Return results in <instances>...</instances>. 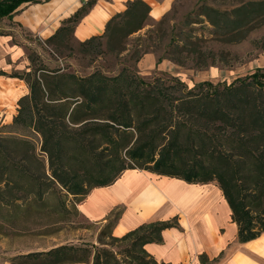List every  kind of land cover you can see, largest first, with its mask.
I'll return each instance as SVG.
<instances>
[{
	"label": "trees",
	"instance_id": "obj_1",
	"mask_svg": "<svg viewBox=\"0 0 264 264\" xmlns=\"http://www.w3.org/2000/svg\"><path fill=\"white\" fill-rule=\"evenodd\" d=\"M44 1L0 0V21L12 19L22 4ZM96 1L86 0L45 40L57 55L65 49L85 56L121 53L131 34L155 24L145 1L129 0L101 34L74 47L75 26ZM263 5L248 1L220 10L202 4L198 16L212 26L213 35L230 42L254 25ZM193 36L187 31L171 37V50L158 60L178 61L172 56L187 50ZM147 52L136 53V61ZM1 75L5 73L0 70ZM10 76L24 80L29 90L18 99L8 125L13 135L6 136L0 128V188L3 184L13 194L11 201L22 192L43 200L58 184L80 202L93 188L115 182L123 171L141 169L188 183L216 181L237 225L238 241L264 232V66L229 84L202 81L188 87L176 77L147 81L127 67L114 76L100 70L79 75L68 67L36 63L31 56L29 71ZM23 131L39 137L40 153ZM11 201L0 196L1 203ZM119 213L109 215L92 251L87 245L65 243L22 257L39 264H170L157 261L144 246L161 243L165 229L178 227V217L143 223L117 237L112 228ZM116 242L126 244L123 251L113 249ZM221 256L210 260L201 254L199 261L212 264Z\"/></svg>",
	"mask_w": 264,
	"mask_h": 264
},
{
	"label": "rangeland",
	"instance_id": "obj_2",
	"mask_svg": "<svg viewBox=\"0 0 264 264\" xmlns=\"http://www.w3.org/2000/svg\"><path fill=\"white\" fill-rule=\"evenodd\" d=\"M248 1L264 0H175L167 13L153 18L154 25H148L128 37L125 51H105L92 56L72 53L69 49L63 50L59 56L52 45L45 43L48 37H40L13 19L1 20L0 70L5 75H1L0 80L13 89L11 94L0 93V128L3 126V134L13 135L8 125L17 113L18 99L29 92L24 80L10 75L29 71L31 56L36 63L41 62L49 68L68 67V71L79 75L100 70L114 76L127 67L147 81L157 76L176 77L188 87L202 81L229 84L252 74L264 66V5L259 15L254 16V25L245 35L230 42L213 35L212 26L198 16L202 4L222 10ZM162 18L164 22L159 26L157 22ZM187 31L194 35L193 40L187 50L172 56L178 61L170 58L158 60L165 51L171 50L168 47L170 38L178 34L182 36ZM71 45L78 46L74 36ZM144 49H148V52L136 61V53L141 55ZM20 133L32 138L40 153L39 137L29 131ZM43 160L48 169L45 155ZM22 194L21 198L11 201L13 194L1 184L0 196L11 202H0V264H39L24 259L22 255L65 243L87 245L92 251L91 244H97L101 227L77 210L80 198L68 194L58 184L43 200ZM125 247V243L113 244V249L118 252ZM119 257L126 259L124 254ZM126 260L129 261L128 258Z\"/></svg>",
	"mask_w": 264,
	"mask_h": 264
},
{
	"label": "crops",
	"instance_id": "obj_3",
	"mask_svg": "<svg viewBox=\"0 0 264 264\" xmlns=\"http://www.w3.org/2000/svg\"><path fill=\"white\" fill-rule=\"evenodd\" d=\"M85 1L47 0L22 4L12 19L46 38ZM127 1L97 0L75 26V39L84 41L101 34L106 22L123 11ZM143 1L151 8V17L159 18L171 9L175 0ZM79 32L84 35L80 37ZM77 210L100 227L111 213L119 211L112 228V234L117 237L143 223L177 216L178 227L165 229L161 243L144 246L159 262L200 264L201 254L210 260L222 254L219 261L212 264H264V232L250 241H238L237 225L216 181L188 183L146 170L127 169L112 184L90 190Z\"/></svg>",
	"mask_w": 264,
	"mask_h": 264
},
{
	"label": "bare ground",
	"instance_id": "obj_4",
	"mask_svg": "<svg viewBox=\"0 0 264 264\" xmlns=\"http://www.w3.org/2000/svg\"><path fill=\"white\" fill-rule=\"evenodd\" d=\"M102 23V22H101ZM84 35V33H80L79 32V36L82 37ZM0 93H6V94H11L13 92V89L11 88L10 85L8 84H4L1 80H0Z\"/></svg>",
	"mask_w": 264,
	"mask_h": 264
}]
</instances>
